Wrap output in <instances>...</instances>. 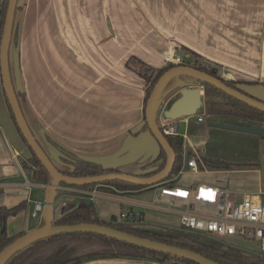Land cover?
I'll list each match as a JSON object with an SVG mask.
<instances>
[{"label": "crops", "instance_id": "1", "mask_svg": "<svg viewBox=\"0 0 264 264\" xmlns=\"http://www.w3.org/2000/svg\"><path fill=\"white\" fill-rule=\"evenodd\" d=\"M170 49L177 56L197 54L204 65L214 63L222 76L228 71V81L264 99V0H17L10 74L15 90L23 94L19 102L27 124L58 169L71 167L60 160L49 139L106 169L130 174L153 169L145 166L158 158L160 149L148 131L140 130L146 83L126 62L135 57L149 67L162 68L163 55ZM243 82L255 84H239ZM166 97L156 120L164 118L163 111L173 101L172 91L163 101ZM194 117L180 122L183 153L173 183L218 185L231 198L252 196L264 201V151L254 148L264 145L263 140L255 138L254 146L240 144L232 152L235 147L227 150L208 135L217 129L215 123L251 122L207 114L204 105ZM30 155L12 122L0 76V206L25 203L7 218L9 237L41 222V211L35 213L34 205L43 208L49 184L32 178L31 170L22 165ZM188 158H194L196 171L185 165ZM205 160L230 165L214 169ZM153 195L151 187L115 193L96 186L60 185L52 217L60 216L66 204L89 200L103 221L116 222L119 214L134 213L143 223L177 228L179 210L155 204ZM168 216L174 224L168 223ZM81 264L153 261L105 258Z\"/></svg>", "mask_w": 264, "mask_h": 264}, {"label": "trees", "instance_id": "2", "mask_svg": "<svg viewBox=\"0 0 264 264\" xmlns=\"http://www.w3.org/2000/svg\"><path fill=\"white\" fill-rule=\"evenodd\" d=\"M6 6L7 0H2L0 5V38L4 24ZM194 56H196V54H194ZM129 61H132L133 63H136L138 65V68L135 69V71L144 79L146 83L144 98L145 101L148 98L153 85L161 76V74L170 67L174 66V64H167L162 68L154 69L147 66L139 59L131 57L126 62V66L128 68L132 67L128 64ZM192 65L200 70L206 71L213 77L215 76L217 78H220L226 85L246 94L239 87V85H237V82L228 81L224 78H221L217 74V70L214 67L210 68L208 65L198 63L197 61ZM239 84L248 85L255 83L243 82ZM16 95L18 97V100L23 98V94L19 92H16ZM203 95L205 113L210 115L220 114L228 117H237L243 122H251L253 124L264 126L263 111H259L251 107L250 105L248 106L233 96L226 95L215 86L213 87L210 84H204ZM4 98L12 122L20 138L31 153V156L27 160L23 161L22 165L24 166V168L31 170L32 178L49 184L51 180L49 173L38 160V158L34 155V153L31 151V149L28 147L25 140L21 136V133L17 128L12 116V112L5 95ZM140 130H148L145 120ZM166 139L175 153V162L171 174L167 178V180H169L172 179L181 169L183 137L182 135L166 136ZM49 141L50 144H52L60 152V160L71 167L69 170L59 169L63 174L71 176H87L119 172L115 169H106L96 162L82 159L75 154L67 151L63 147L59 146L52 140L49 139ZM165 160V152L162 148H160L158 158L145 166V169H153L146 173H143V175H151L160 170L164 166ZM205 164L214 169L229 167L230 165L219 160H205ZM60 185L66 184L61 183ZM94 186L98 187L101 190L115 193H125L128 191L147 188V186L131 184L122 181H110L102 184H90L75 187L86 188ZM24 207V202H21L11 208L0 206V250L8 243H10V241H12V239L14 238L7 235V218L9 216L17 214ZM137 216L140 221H142V218L139 215ZM140 221L137 224L134 222L117 223L113 221H103L97 216L93 205L91 203L85 202H80L77 205H69L66 209L62 208L60 216L53 219L54 224H75L80 222H91L110 226L136 236L146 237L151 240L161 241L170 245L179 246L181 248H188L222 264H264V256L253 252L250 253L237 247L234 248L228 246L221 240H215L201 234L197 235L185 231H180L177 228L147 224ZM105 258H130L145 259L151 261H170L173 264H196L195 262L185 258H177L175 256H170L168 254L159 253L133 244L118 241L107 236L88 232L61 233L40 239L23 248L22 250L16 252L11 256L6 264H81L85 261Z\"/></svg>", "mask_w": 264, "mask_h": 264}, {"label": "water", "instance_id": "3", "mask_svg": "<svg viewBox=\"0 0 264 264\" xmlns=\"http://www.w3.org/2000/svg\"><path fill=\"white\" fill-rule=\"evenodd\" d=\"M16 5L17 0H7L4 24L0 38V76L2 89L21 136L34 155L47 170L51 180L49 183L45 204L41 211V224L30 230H25L24 233L14 237L10 243L4 246L0 250V264H6V262L16 252L40 239L61 233L77 232L96 233L116 239L118 241L143 247L148 250L168 254L181 259L185 258L195 262L196 264H222L188 248H181L176 245H170L161 241L151 240L146 237L136 236L102 224L91 222L54 224L52 209L55 192L61 183L70 186H84L90 184H102L110 181H122L151 187L165 181L171 174L175 162V153L173 148L168 143L166 136L162 134L157 126L156 113L159 110L164 97L171 91L178 89V97L173 100L168 108L162 113L165 119L170 120H178L181 117H194L197 115V111L204 105V84H210L213 87L215 86L226 95L233 96L246 105H250L251 107L263 112L264 99L258 98L252 94H244L241 91L226 85L220 78L215 76L213 77L206 71L200 70L193 65H174L173 67H170L164 71L157 79L148 98L145 101L144 106V120L148 127V130L146 131L152 135V138L158 145L159 149L162 148L166 155L165 164L160 170L147 176L143 175V173L130 174L125 172H111L87 176H71L63 174L54 165L33 135L22 113L20 102L16 95L17 91L15 90L12 82L9 67V47L13 31ZM213 126L229 130H238L248 134L251 133L264 137V126L259 124L249 123L248 125H227L223 123H215ZM85 202L90 203L89 200H85Z\"/></svg>", "mask_w": 264, "mask_h": 264}, {"label": "built area", "instance_id": "4", "mask_svg": "<svg viewBox=\"0 0 264 264\" xmlns=\"http://www.w3.org/2000/svg\"><path fill=\"white\" fill-rule=\"evenodd\" d=\"M182 56L169 51L163 55L165 65L182 63ZM228 77V72L223 75ZM191 116L178 120L159 118L157 126L164 136H180V122H187ZM202 120V115L198 116ZM185 165L197 170L194 158L185 160ZM153 201L167 209L179 210L177 229L197 235H204L215 240L223 237L238 236L259 245L258 254L264 256V201L252 196L241 199L230 198L228 191L218 185L199 183L193 186L177 185L172 179L151 186ZM42 211V205L36 203L34 212ZM140 219L134 213L119 214L116 222L138 223ZM142 222V221H140ZM153 264H173L170 261H153Z\"/></svg>", "mask_w": 264, "mask_h": 264}, {"label": "rangeland", "instance_id": "5", "mask_svg": "<svg viewBox=\"0 0 264 264\" xmlns=\"http://www.w3.org/2000/svg\"><path fill=\"white\" fill-rule=\"evenodd\" d=\"M180 49V48H178ZM177 49V50H178ZM170 53H173L174 55H176L174 49H170ZM180 54V53H179ZM178 54V56H179ZM187 57L185 56H182V63L183 64H189V65H192L194 64L196 61L198 63H202V61L199 60V57L198 55L196 54V56H194V54L190 53V52H187ZM206 65H208L210 68H215L217 70V74L221 77V78H224L222 76V73L220 72L219 68L217 65H215L214 63H209V62H205ZM128 64L132 67H134V69H137L138 68V65L136 63H133L132 61H129ZM228 72V71H224L223 72V75ZM221 73V75H220ZM225 80H228V77L227 78H224ZM178 89L172 91V96H173V100H175L177 97H178ZM168 99V97L165 98V101H162L161 103V106L163 105V103L166 102V100ZM171 100V99H170ZM160 106V107H161ZM160 109V108H159ZM159 111H157L156 113V117H159ZM195 117H192V120L194 119ZM221 120V119H220ZM223 121L227 122V123H231L229 119L225 118V119H222ZM233 123L239 125L238 123H236L235 121H232ZM227 125H231V124H227ZM234 125V124H233ZM180 126H182V124H180ZM217 129L216 130H211L210 134L209 135V138L213 141V139L216 138L217 140V145L218 146H222L224 147L225 149L227 150H232L231 148H233L232 152L234 150H236V146L240 145V144H244V145H241V146H245V145H251L250 143H252L253 145L251 146H254L255 144V141L256 139L257 140H263L262 142H264V139H261L258 135H255V134H248V133H245V132H241V131H238V130H229V129H224V128H220V127H216ZM191 132H192V129H191ZM189 132V134L191 133ZM193 134V132L191 133ZM206 136H207V133H206ZM256 138V139H255ZM209 139V140H210ZM210 140V141H211ZM258 146V147H257ZM257 146H254V148H258V150H262L264 151V145L260 146V145H257ZM245 147H248V146H245ZM264 153V152H263ZM31 156V155H30ZM264 156V155H263ZM261 171H262V180H263V190H264V160L262 161V164H261ZM231 198V197H230ZM69 205L71 204H66L65 206H62L61 207V211H62V208H67ZM167 216V215H165ZM57 218V217H55ZM167 221L168 223L170 224H174L175 221L173 220L172 216H168L167 218ZM177 227V226H176ZM174 228V227H172ZM223 243H225L226 245L228 246H231V247H237L241 250H245V251H248L250 253H257L259 250V245L258 243H256L255 241H249L247 239H244V238H241V237H238V236H233V237H225V238H222L221 240ZM262 256V255H261Z\"/></svg>", "mask_w": 264, "mask_h": 264}]
</instances>
